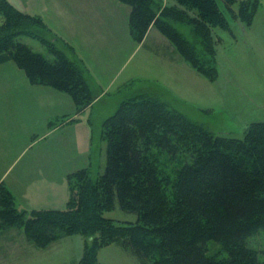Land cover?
I'll list each match as a JSON object with an SVG mask.
<instances>
[{"label": "trees", "instance_id": "1", "mask_svg": "<svg viewBox=\"0 0 264 264\" xmlns=\"http://www.w3.org/2000/svg\"><path fill=\"white\" fill-rule=\"evenodd\" d=\"M119 1L130 7L134 41L142 42L155 27L187 62L193 61L190 52L168 20L228 27L217 0H174L173 6L160 0ZM258 1H241L251 7V17L244 19L247 27ZM0 17V65L14 62L31 84L66 93L78 113L85 110L93 101L85 67L56 47L50 60L20 41L32 34L31 24L52 33L44 19L20 12L8 0H0ZM190 65L213 80L201 65ZM102 132L107 140L105 172L96 180L88 169L70 175L64 210L20 212L14 194L1 183L0 230L18 226L39 248L81 235L88 241L78 264H101L99 251L114 243L156 264H264L250 246V239L264 229V122L252 124L243 138L214 135L163 100L138 95L121 102ZM161 157L181 162L173 176L160 171ZM116 202L136 214L137 222L107 218ZM210 241L227 256L210 255Z\"/></svg>", "mask_w": 264, "mask_h": 264}, {"label": "crops", "instance_id": "2", "mask_svg": "<svg viewBox=\"0 0 264 264\" xmlns=\"http://www.w3.org/2000/svg\"><path fill=\"white\" fill-rule=\"evenodd\" d=\"M8 1L22 13L42 17L54 33L73 47L89 82H94L104 98L109 97L106 92L119 98L132 90L134 96L179 101L175 94L179 86L175 83L180 77L173 76L174 70L184 73L185 78L201 76L180 56L169 54L170 43L163 35L157 36V42L149 41L147 36L140 43L134 41L130 7L119 0ZM262 13L264 0L253 24ZM136 56V63L130 65ZM162 72L168 75L167 79L162 78ZM151 75L154 79L150 80ZM144 82H150L149 86L136 93V84ZM108 117L104 111L94 114L93 105L78 113L68 94L31 84L12 61L0 65V184L14 194L19 209L32 212L66 208L69 177L90 170L97 155L94 144L102 141V125ZM65 239L69 240L59 241ZM26 248L35 251L28 241ZM32 264L49 262L39 260Z\"/></svg>", "mask_w": 264, "mask_h": 264}, {"label": "rangeland", "instance_id": "3", "mask_svg": "<svg viewBox=\"0 0 264 264\" xmlns=\"http://www.w3.org/2000/svg\"><path fill=\"white\" fill-rule=\"evenodd\" d=\"M160 1L168 6H173L175 3L174 0ZM217 1L220 10L227 18V29L210 27L205 24L200 25V27L194 26L185 19L182 22L172 18V20H168L188 48L193 59L192 62L198 66L201 65L213 80L206 77L204 79L199 72L201 76L197 79L185 78L184 73L181 72V75L176 68L172 74L175 78L180 77V80L175 83L179 86L175 94L180 100L175 101L169 98L167 100L165 97L163 100L166 101L164 102L171 110L184 114L189 120L205 127L214 135L243 138L252 124L264 122V15L257 18L255 23H252V27H247L245 20H249L251 17L249 12L251 7L249 10L246 2L237 0L232 4H226L224 0ZM261 6L262 0H259L256 14L260 12ZM29 32L32 34L21 36L20 41L30 46L34 51L42 53L52 60L54 58L52 51L56 47L82 67L74 55V50L69 48L53 30L52 33L44 32L38 24H31ZM161 35V32L155 27L149 29L146 34L149 41L154 39L156 42L157 36L161 37ZM44 40L49 41V43L44 42ZM168 43H170L169 48L171 49L169 54L180 56L182 61L194 69L190 65L192 62H187L170 40ZM136 59L137 56L132 58L130 65H134ZM149 78L150 80L154 79L152 75ZM162 78L167 79L168 75L162 72ZM86 79L93 100L90 105L94 106V114L97 111H104L112 117L118 112L121 102L134 96L131 90L129 91L130 94L126 92L121 97L118 96L119 98L117 96L112 98L111 92H106L107 94H105L109 97L104 98L94 82L90 83L87 76ZM149 84L150 82L137 83L134 91L137 93L139 88L144 90ZM103 137L102 132V141L94 144L97 155H94L90 170L88 169L91 180H96L105 172L107 140ZM100 145L101 149H99ZM180 165L181 162L178 159L169 161L161 157L160 171L173 176L174 171ZM74 209L75 206L71 207L70 212L73 213ZM18 211L23 210L18 208ZM26 215V218L31 217V214ZM105 216L120 224L135 223L138 220L136 214L123 211L117 202L115 209L106 212ZM3 230L5 232L0 233V240L2 241L0 244V264H14V261L16 264H32L33 262L38 263L39 260H48L49 264L50 262L52 264H78L83 254L84 242L85 240L88 241L81 235L63 236L60 239L68 238L69 240L59 241V239L57 240L59 242L55 241L56 244L51 243L53 248L48 250L51 244L39 248L27 238L25 231L18 226ZM25 241L34 245L35 251L30 250V248L25 249ZM6 242H8V246L5 247L4 243ZM208 246L210 255L227 256L226 253L222 252V246L218 243L210 241ZM250 246L260 252L259 259L263 261L264 229L250 239ZM98 259L101 264H156L155 260L143 259L131 249L124 248L117 243L102 248L99 251Z\"/></svg>", "mask_w": 264, "mask_h": 264}]
</instances>
